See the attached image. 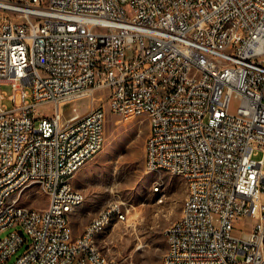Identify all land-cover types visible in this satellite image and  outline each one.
<instances>
[{"label":"built area","instance_id":"1","mask_svg":"<svg viewBox=\"0 0 264 264\" xmlns=\"http://www.w3.org/2000/svg\"><path fill=\"white\" fill-rule=\"evenodd\" d=\"M104 95L119 117L148 119L146 168L194 189L162 264H264V0H0V264L25 245L13 264H122L92 244L104 218L127 221L122 202L79 237L69 225L68 205L86 199L69 196L70 177L106 143ZM85 98L88 112L65 121ZM50 104L52 116L35 114ZM34 182L48 186L43 210L17 200Z\"/></svg>","mask_w":264,"mask_h":264},{"label":"rangeland","instance_id":"2","mask_svg":"<svg viewBox=\"0 0 264 264\" xmlns=\"http://www.w3.org/2000/svg\"><path fill=\"white\" fill-rule=\"evenodd\" d=\"M2 91L6 97L3 105L12 109L13 102L9 97L13 94V88L4 85ZM103 93L107 91L95 93V106ZM102 103L106 109L105 146L72 179L73 186L86 196L82 209L87 207L84 215L75 219V228L82 230L97 213L118 200L129 210L128 219L117 225L113 223L100 235L98 247L122 264H162L168 247L165 232L181 217L187 198V185L180 176L151 172L146 168L144 146L150 132L146 117H119L111 111L107 95H104ZM90 105L88 98L66 105L63 109L64 120L76 114L84 115ZM54 108L52 104L40 106L35 114L40 117L52 116ZM237 108L238 101L233 100L231 113H236ZM263 157L260 153L255 158L259 160ZM155 187L159 190L156 191ZM25 192V206L38 210L47 208L49 198L41 187L31 186ZM253 225V221L244 220L243 225L234 231V236L243 238ZM9 233H2L0 239ZM25 247L8 264H13Z\"/></svg>","mask_w":264,"mask_h":264},{"label":"bare ground","instance_id":"3","mask_svg":"<svg viewBox=\"0 0 264 264\" xmlns=\"http://www.w3.org/2000/svg\"><path fill=\"white\" fill-rule=\"evenodd\" d=\"M226 29H233V22H226ZM142 35H150V28H142ZM239 41V31H232L230 37H228V44H236ZM150 133V132H149ZM95 157H87V164L93 160ZM151 172H156V173H161V172H167V169H158V168H147ZM74 176L70 177L69 181V196L71 197H78V192L80 190L76 189L73 186L72 179ZM187 185V198L183 206L182 214L179 219H177L175 222H173L167 230L172 229L179 223L180 221H183L184 218H191V208L190 204L193 203V198H194V189H192V185L189 180H187L186 177H182ZM31 186H39L41 189L45 192L48 193V186H44V183L42 182H34L31 183L27 186V190ZM24 191H19L17 192V200L18 201H24V199L27 197V193ZM159 189L156 188V191ZM31 197V196H30ZM5 210H10V211H18V203H5ZM76 210V205H68V214L73 213ZM114 223V218H104L103 219V224L99 226L97 232L95 234H92V244L95 247H98V237L102 235L112 224ZM167 232V231H166ZM168 242V247L171 248V238H167ZM165 257H169V250H166L163 259Z\"/></svg>","mask_w":264,"mask_h":264},{"label":"crops","instance_id":"4","mask_svg":"<svg viewBox=\"0 0 264 264\" xmlns=\"http://www.w3.org/2000/svg\"><path fill=\"white\" fill-rule=\"evenodd\" d=\"M86 197V196H85ZM87 211V207H85L84 209H82V206H80L79 207V209H77V210H75L73 213H71V215H70V218H69V225H70V228H71V230H72V233H73V236L74 237H79V236H81L82 234H83V232H84V229H85V227L87 226V224L90 222H88L86 225H84V228L82 229V230H79V229H77V228H75V223H74V221H75V219L76 218H80L81 216H83L84 215V212H86Z\"/></svg>","mask_w":264,"mask_h":264}]
</instances>
